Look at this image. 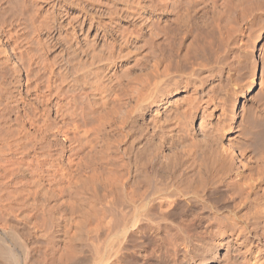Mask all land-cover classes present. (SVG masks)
<instances>
[{
    "label": "bare ground",
    "instance_id": "bare-ground-1",
    "mask_svg": "<svg viewBox=\"0 0 264 264\" xmlns=\"http://www.w3.org/2000/svg\"><path fill=\"white\" fill-rule=\"evenodd\" d=\"M208 2L0 4V264H264V169L232 124L264 80L252 60L230 109L232 40L184 70Z\"/></svg>",
    "mask_w": 264,
    "mask_h": 264
},
{
    "label": "rangeland",
    "instance_id": "rangeland-1",
    "mask_svg": "<svg viewBox=\"0 0 264 264\" xmlns=\"http://www.w3.org/2000/svg\"><path fill=\"white\" fill-rule=\"evenodd\" d=\"M1 2H0V4H4L5 5V3H7V2H4V1H8V0H0ZM3 1V2H2ZM13 1V2H12ZM19 1V2H18ZM212 2V4L215 6H213L215 9H218V13H221V16H222V20H221V16L219 15V17H218V13H213V12H216V10L215 11H213V8H212V5H211V3L210 2H208L209 3V7H208V5H206V6H202V8L204 9L205 7H208L209 9H211L212 10V12H210L211 10H207V8H205L206 9V11L204 12L205 14H203V16H201L202 14L201 13H203L202 11H204V10H199L198 11V14L196 15V17H195V20H196V23H194L195 22V20L194 21H192L193 23H194V25H193V23H190V27H192V26H194L193 27V29H196V30H200V32L203 30L204 31V33L206 34V32H207V35L205 36V37H203V35H199L197 38H198V41L197 42H199V43H195L196 41H193V45H195L196 46V44H197V47H201V45H202V47H203V44H204V46H205V44L207 45V42H208V45H210V42H212V44H214V46H212V44H211V46H206V47H208L207 49L210 51L208 54H207V52H208V50L207 49H205V47H203L202 49H205L204 50V52H205V54H207V55H205L204 54V52H203V54H202V52L199 50V52H198V50H197V54H200V55H198L197 57H198V61H197V58L195 59L194 57H195V53H193L194 54V64L193 63H191L192 61L189 59V61H191L190 62V65L191 64H193L192 65V68L190 67V65L187 63V64H185V65H189L188 66V68H190V69H188L186 66H185V68H184V70H186V71H197V69L199 68L198 66H196L198 63L199 64H202V62L204 61V60H206V62H207V59H209L210 60V58L212 57V54H211V52H213L212 51V49H214L215 50V48L217 49L218 47H220V45H221V48H224V49H222L223 51H221V48H219V51L217 50H215L213 53H214V57H216L215 55H217V52L219 53L218 55H217V57H216V60L219 58H221V59H223V57L225 56L224 54H225V52H226V50H227V47H228V44H227V47H226V43L228 42V40H232L231 42L229 41V44L231 45V43L232 42H234L235 41V44L234 43H232V44H234V48L235 49H233V54H234V56L233 55H229V57L231 58L232 56V58L230 59L229 58V60H231V61H229L230 63H229V66H227V67H229V68H227V70H229V74H230V81H229V85L227 86V89H226V91L228 92L229 90V92H228V94H229V100L227 101V102H233V100H234V96L236 95V94H238L239 92H241L242 90H243V87L245 86V84H246V81L245 80H247L249 77H251V75L249 76V74L250 73H252V72H249L250 70L252 71V66L254 65V63L256 62V67H258L257 68V70H256V72H257V82H259L260 83V78H259V74H260V76H262L261 77V81L262 80H264V23H262V22H264V10L263 9H261V8H259V9H257V6L258 5H260V7H262V8H264V0H256V1H254V2H252L253 0H241L242 1V3H240L241 1L240 0H229L230 2L231 1H233V2H228V0L226 1V0H222L223 1V3L221 2V0L219 1V0H214V2H213V0H211ZM235 1V2H234ZM239 1V2H238ZM262 1V2H261ZM10 2V3H9ZM9 2L6 4V7L5 8H7V10L6 11H14L15 13H7V16L9 15V17L11 16V14L12 15H16V14H18V8L20 7L19 5H20V0H9ZM12 2V3H11ZM217 4H216V3ZM219 2H221V3H219ZM225 2V3H224ZM247 3V4H244V3ZM251 2H252V5H251ZM257 2V3H256ZM16 3H17V6H19V7H17V6H15L16 5ZM19 3V4H18ZM237 3H240V4H242V5H239V4H237ZM217 6H216V5ZM220 4V5H219ZM222 4H227V6L225 7V5H222ZM230 6H229V5ZM234 6H233V5ZM238 5L237 7L235 6V5ZM250 4V5H249ZM254 4V5H253ZM219 5V6H218ZM257 5V6H256ZM9 8H8V7ZM222 6H223V9H225V10H222ZM233 6V7H232ZM241 6V7H240ZM245 6V7H244ZM246 6H247V8H246ZM252 6H256L255 7V9H253V12L255 13H253L252 12V14H251V11H252ZM13 7H15V8H13ZM217 7V8H216ZM249 7V8H248ZM18 10H17V9ZM229 8V9H228ZM230 8H232V9H230ZM237 8V9H236ZM239 8V9H238ZM240 8H241V10H240ZM244 8H246V9H244ZM251 8V9H250ZM221 9V10H220ZM228 9V10H227ZM234 9V10H233ZM236 9V10H235ZM263 10L262 12L260 11H258V10ZM233 10V11H232ZM255 10V11H254ZM12 11V12H13ZM221 11V12H220ZM227 11V12H226ZM233 13H232V12ZM235 11V12H234ZM241 11V13H239ZM244 11V15L242 14V12ZM247 13H246V12ZM17 12V13H16ZM223 12V13H222ZM211 13H212V15H211ZM238 13V14H237ZM251 14V16H250V14ZM208 14V15H207ZM210 14V15H209ZM213 14H215V16H217L216 17V19H218V21L219 22H217L216 23V21L217 20H214L213 21V19L215 18L214 17V15ZM217 14V15H216ZM227 14H229V16L231 17V19H230V17L227 15ZM240 14H242V15H240ZM261 16H260V15ZM2 14H0V17H2L1 16ZM201 17H200V16ZM206 15V16H205ZM224 15H226V16H224ZM238 15H240V16H242V17H240V16H238ZM246 15V17H244ZM249 15V16H248ZM20 16H21V14H20ZM19 15H17V17H16V19L15 18H13V17H15V16H11V18H9V19H12L13 21L14 20H17V18L18 19H24L25 20V18H26V16L27 15H25V18H23V16L24 15H22L21 17H20ZM233 16H235V17H233ZM237 16V17H236ZM252 16H253V18L254 19H252ZM258 16V17H257ZM28 17V16H27ZM214 17V18H213ZM226 19H225V18ZM243 17H244V19H243ZM251 17V19H249ZM200 18V19H199ZM223 18H224V20H223ZM241 18V19H240ZM247 18V19H246ZM210 19V20H209ZM212 19V20H211ZM228 19H230L229 21H228ZM232 19H235L236 20V22H235V20H233L232 21ZM256 19V20H255ZM24 20H22V21H24ZM27 18H26V21L25 22H27ZM198 20V21H197ZM203 20V21H202ZM207 20H209V21H207ZM238 20H240V21H238ZM243 20V21H242ZM246 20V21H245ZM248 20H249V22H248ZM257 20H259V21H257ZM204 21H205V23H204ZM212 21V22H211ZM226 21V22H225ZM233 22V24H232V22ZM256 21V22H255ZM262 21V22H261ZM202 22V23H201ZM207 22H208V24H207ZM223 22H224V24H223ZM227 22H228V24H227ZM231 22V23H230ZM188 23V22H187ZM197 23H200V24H198L197 25ZM212 25H211V24ZM217 25H216V24ZM225 23H226V25H225ZM249 23H251V24H249ZM253 23V24H252ZM201 24H203V26H201ZM209 24L211 25V26H218L217 27V29H222V30H224V28H225V30L223 31V32H225L226 30H227V28H230V30L228 31L227 30V33L225 34L226 36L227 35H229L230 37L229 38H231V39H229L228 37H227V41H225L224 42V39H225V35L223 34V35H219V33H220V31L222 32V30H216L215 28L216 27H211V26H209ZM255 24V25H254ZM261 24V25H260ZM181 25H183V27L182 28H185L186 26L188 27V25L185 23H183V24H181ZM184 25H186L185 27H184ZM192 25V26H191ZM200 25V26H199ZM206 25V26H205ZM223 25H225L224 26V28H223ZM229 25V26H228ZM238 25V26H237ZM257 25H259V28H256V27H258ZM219 26H221L220 28H219ZM234 26H236V27H234ZM244 26V27H243ZM247 26H249V28L247 27ZM252 26V27H251ZM256 26V27H255ZM200 27H201V29H200ZM207 27V28H206ZM212 29H211V28ZM181 28V27H180ZM204 28H206L208 31L210 30V32L212 31V30H216L215 32H219L218 33V36H220L221 37V39H219L218 38V36H217V34H215V32L214 31H212L211 33H213V35L214 36H212L211 37V34L208 32V31H206L205 32V30H204ZM210 28V29H209ZM234 28H235V30H234ZM242 28V29H241ZM256 29V30H255ZM257 29H258V31H257ZM239 30H241V31H239ZM261 30V31H260ZM239 31V32H238ZM197 32H199V31H197ZM228 32H229V34H228ZM249 32H250V34H249ZM253 32V33H252ZM201 33H203V32H201ZM200 33V34H201ZM203 33V34H204ZM233 33V34H232ZM247 33V34H246ZM255 33V34H254ZM246 34V35H245ZM254 34V36H252ZM209 35V36H208ZM222 36H224L223 38H222ZM252 36V37H251ZM256 36V37H255ZM259 36H261L262 37V46L259 48V46H255L254 45V41L256 40V38H258ZM201 37V38H200ZM208 37V39H206ZM211 37V38H210ZM214 37V38H213ZM237 37V38H236ZM251 39H250V38ZM255 37V38H254ZM200 38V39H199ZM213 38V39H212ZM236 38V39H235ZM248 38H249V40H248ZM210 39V40H209ZM217 39H219V40H222V42L221 41H219V40H217ZM245 39V40H244ZM176 40V41H175ZM200 40V41H199ZM201 40H203V41H201ZM208 40V41H207ZM244 40V41H243ZM171 41V43L173 44L174 42H177L178 43V41H177V39H172V40H170ZM169 41V42H170ZM207 41V42H206ZM238 41H240V42H238ZM245 41H246V44H245ZM220 42L222 43V44H220ZM241 42H242V44H241ZM248 42V43H247ZM170 43V44H171ZM176 43V44H177ZM251 43V44H250ZM171 44V45H172ZM175 44V43H174ZM198 44H200L199 46H198ZM215 44L217 45V46H215ZM237 44V45H236ZM239 44H240V46H239ZM223 45V46H222ZM225 45V46H224ZM242 45H244L245 47H243ZM174 46V45H173ZM212 48L211 50H210V48ZM215 47V48H214ZM236 47H237V49H236ZM239 47V48H238ZM242 48V49H241ZM247 48V49H246ZM239 50V51H238ZM244 51V52H243ZM247 51V52H246ZM190 52V51H189ZM240 52V53H239ZM246 52V53H245ZM232 54V53H231ZM245 54V55H244ZM248 54V55H247ZM249 54H251V56L249 55ZM206 57V59H204L203 57ZM243 55V56H242ZM191 56H193L192 55V52H191ZM199 56H201V58L199 57ZM208 56V57H207ZM250 57V59H249V57ZM258 56V57H257ZM260 56V57H259ZM189 57H190V55H189ZM214 57H213V60H215L214 59ZM192 58V57H191ZM200 58V59H199ZM252 58V59H251ZM203 61H202V60ZM212 59V58H211ZM241 59V60H240ZM199 60H201V62H199ZM252 60L253 61H255L254 63L252 62ZM262 60V61H261ZM195 61L197 62L196 63V65H195ZM210 62V61H209ZM211 62H212V60H211ZM251 62H252V64L253 65H250L251 64ZM260 62V63H259ZM232 63H233V65H232ZM250 63V64H249ZM198 64V65H199ZM206 64H208V63H206ZM204 62H203V65H206ZM239 64V65H238ZM248 64V65H247ZM195 65V66H194ZM194 66V67H193ZM249 66H251L250 68H252V69H250L249 70ZM238 67V68H237ZM260 67H261V69H260ZM235 69V70H234ZM260 70V71H259ZM240 72V73H239ZM247 72V73H246ZM260 72V73H259ZM263 72V73H262ZM195 73V72H194ZM234 73V74H233ZM238 73V74H237ZM248 75V76H247ZM236 77V78H235ZM235 78V79H234ZM263 78V79H262ZM245 79V80H244ZM258 79H259V81H258ZM233 80V81H232ZM249 80V79H248ZM244 81H245V83H244ZM242 82H243V84H242ZM264 81H262V83H260L259 85L260 86H256V88H254L249 94L248 93H246V94H244V97L243 98H241L240 99V102L238 103V106H236L238 109H237V121H235L234 123H232L233 125L234 124H240L241 126H239L238 128H240V127H242L243 126V128H240V134L239 135H241L242 134V136H240V137H242V138H240L239 136H238V138L236 139V144H235V147H237L236 145H238L239 144V142H240V144L242 145V143L244 144V146L242 145H240L239 144V147L238 148H241V151H240V149H238V148H236L237 150V154L239 153V152H248L249 154L250 153H253V154H250L251 156V161H253V162H251V164L253 163V164H255V162H257V163H259L260 165H262V166H260L262 169H264V140H262V139H264V138H262V137H264L263 136V132H264V83H263ZM237 83V84H236ZM242 85H241V84ZM263 84V85H262ZM258 85V84H257ZM262 85V86H261ZM231 86V87H230ZM238 87V88H237ZM263 88V89H262ZM242 89V90H241ZM238 90H240V91H238ZM262 90V91H261ZM238 92V93H237ZM214 93H215V91H213V95H212V92L209 94L210 95V97L212 98V96H214ZM236 93V94H235ZM216 94V93H215ZM216 97L214 96L213 97V100L215 99ZM228 104L229 105V107L231 106L232 108H234L233 106H234V104L232 103V104ZM241 103V104H240ZM231 107H230V109H231ZM241 107V108H240ZM261 107V108H260ZM241 109L243 110V111H241ZM231 110H233V109H231ZM215 112H219V110L217 109V110H215ZM246 112V113H245ZM250 113V114H249ZM241 114V115H240ZM249 114V115H248ZM255 114V115H254ZM231 116H233V112H232V115H230V119H231ZM243 116V117H242ZM250 116H252V117H250ZM262 118L263 120H260V118ZM247 117H249V119L247 118ZM247 118V119H246ZM254 118V119H253ZM240 120V121H239ZM249 120V121H248ZM254 120V121H253ZM259 122H257V121ZM260 120V121H259ZM246 121H248V122H246ZM251 121V122H250ZM253 121V122H252ZM244 122V123H243ZM250 122V123H249ZM252 123H254V124H252ZM259 124V125H257V124ZM245 124H247V125H245ZM251 124H252V126H251ZM263 125V126H262ZM259 126V127H258ZM253 128V129H252ZM261 128V129H260ZM241 129H243V130H241ZM247 129V130H246ZM248 130H254V132H251V131H248ZM263 130V131H262ZM259 131V132H258ZM262 131V132H261ZM243 132V133H242ZM248 132H250L249 133V136H248ZM257 132H258V134H257ZM254 133H256V135H253ZM262 133V134H261ZM246 134H247V136H246ZM253 135V136H255V137H252V139L253 140H251V143L249 142V140H250V137ZM258 135V136H257ZM257 136V137H256ZM247 137V138H246ZM255 138H256V140H255ZM241 141H240V140ZM238 140V141H237ZM242 140H243V142H242ZM247 140V141H246ZM260 140V141H259ZM254 141V143L256 142V141H258V142H256L255 144V146H257V144H258V146H259V148L258 147H255L254 146V143H252ZM242 142V143H241ZM247 142H249V143H247ZM262 143V145L260 144V143ZM251 144H253L252 146H250ZM245 145L247 146V145H249L248 147H250L249 149H248V147H245ZM261 146H262V148H261ZM243 147V148H242ZM251 148H252V150H251ZM255 148V149H254ZM256 148L258 149V150H256ZM261 148V149H260ZM243 149H245V151L243 150ZM263 149V150H262ZM239 150V151H238ZM256 150V151H255ZM251 151H253V152H251ZM263 152V153H261V152ZM259 153H260V155H259ZM252 155H254V157L252 156ZM262 155V156H261ZM259 157V158H258ZM252 158H253V160H252ZM256 158H257V161H256ZM255 159V160H254ZM259 159V160H258ZM261 160H263V161H261ZM260 161H261V163H260ZM238 163V162H237ZM256 163V164H257ZM263 163V164H262ZM255 164V165H256ZM258 165V164H257ZM238 166H240L241 167V165L239 164Z\"/></svg>",
    "mask_w": 264,
    "mask_h": 264
}]
</instances>
